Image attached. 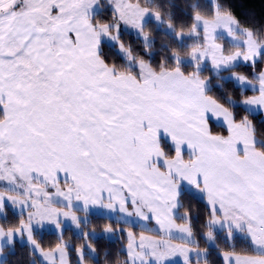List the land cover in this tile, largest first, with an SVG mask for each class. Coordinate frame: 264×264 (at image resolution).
Segmentation results:
<instances>
[{"label": "snow or ice", "instance_id": "1", "mask_svg": "<svg viewBox=\"0 0 264 264\" xmlns=\"http://www.w3.org/2000/svg\"><path fill=\"white\" fill-rule=\"evenodd\" d=\"M17 244L31 264H264V12L0 0V264Z\"/></svg>", "mask_w": 264, "mask_h": 264}, {"label": "trees", "instance_id": "2", "mask_svg": "<svg viewBox=\"0 0 264 264\" xmlns=\"http://www.w3.org/2000/svg\"><path fill=\"white\" fill-rule=\"evenodd\" d=\"M233 4L241 18H245L249 8L255 9L258 13L264 12V3L261 0H233ZM68 236L71 237L72 233H68ZM5 259L8 264H31L28 247L24 244H17L14 252L6 255Z\"/></svg>", "mask_w": 264, "mask_h": 264}]
</instances>
